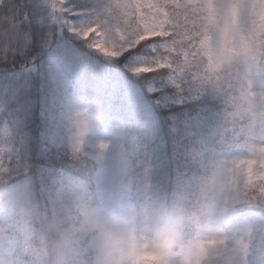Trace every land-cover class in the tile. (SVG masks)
<instances>
[{
    "label": "clouds",
    "instance_id": "clouds-1",
    "mask_svg": "<svg viewBox=\"0 0 264 264\" xmlns=\"http://www.w3.org/2000/svg\"><path fill=\"white\" fill-rule=\"evenodd\" d=\"M233 2L242 6L244 0ZM236 23V9H229L216 30V45L224 51L232 44L224 33ZM123 29L115 15L108 20H92L89 36L83 41L100 56L117 59L94 45L119 50ZM248 55L249 50L240 49L241 60ZM217 87L215 82L210 85L218 95ZM109 111L110 106L102 102L67 110L64 147L74 165L80 166L88 158H103L110 141H98L94 155L89 153V141ZM121 141L119 174L126 195L134 187L138 161L135 136L121 133ZM7 150V144H0V212L8 218L0 224V258L4 264H242L252 242L255 220L233 221L232 209L239 206L232 188L233 175L215 152L207 158L187 153L200 170L179 183L174 206L152 211L144 205L117 213L105 210L103 200L93 198L79 178L70 180L47 206L31 200L18 206L4 187L7 168L3 154Z\"/></svg>",
    "mask_w": 264,
    "mask_h": 264
},
{
    "label": "trees",
    "instance_id": "trees-1",
    "mask_svg": "<svg viewBox=\"0 0 264 264\" xmlns=\"http://www.w3.org/2000/svg\"><path fill=\"white\" fill-rule=\"evenodd\" d=\"M9 45L13 51L0 53V144H7L3 154L7 171L4 187L16 204L31 200L49 205L43 192L44 179L58 174L64 165L71 179L79 178L94 190L93 165L87 170L49 156L44 148L47 135L45 97L46 67L56 61L70 81L75 98L94 106H110L107 119L118 116L125 133L135 136L141 163L133 173L135 186L156 185L168 189L172 180V125L207 108V101L163 106L156 101L158 88L168 78L157 74H133L130 60L100 56L87 44L55 20L51 0H4L0 4V48ZM92 164V163H91ZM67 169V168H65ZM264 219V210L237 206L232 219ZM8 220L0 212V224Z\"/></svg>",
    "mask_w": 264,
    "mask_h": 264
},
{
    "label": "snow or ice",
    "instance_id": "snow-or-ice-1",
    "mask_svg": "<svg viewBox=\"0 0 264 264\" xmlns=\"http://www.w3.org/2000/svg\"><path fill=\"white\" fill-rule=\"evenodd\" d=\"M51 6L61 27L81 40L89 36L90 21L117 16L124 25L119 50L94 46L131 60L133 73L166 71L178 90L195 95L215 82L224 105V134L215 153L233 175L238 205L264 210V79H256L264 72V0H244L242 6L233 0H95L86 9L74 0H51ZM232 8L237 23L224 33L232 41L224 51L216 45V30ZM82 18L85 23H76ZM241 48L249 50L244 60ZM11 51L9 45L0 48L3 55ZM241 163L242 169L232 167Z\"/></svg>",
    "mask_w": 264,
    "mask_h": 264
},
{
    "label": "rangeland",
    "instance_id": "rangeland-1",
    "mask_svg": "<svg viewBox=\"0 0 264 264\" xmlns=\"http://www.w3.org/2000/svg\"><path fill=\"white\" fill-rule=\"evenodd\" d=\"M82 8H88L95 3V0H74ZM86 20L82 18L76 23L83 24ZM132 61L127 63L130 70ZM46 89L45 112L47 120V135L44 144L46 153L64 163L74 165L71 157L64 147L63 122L67 110L73 106H89L86 102H80L75 98L72 85L61 67L56 61H49L46 67ZM257 80L264 79V72H261ZM155 92L164 89L156 98V101L163 106L172 104H183L194 101H207V108L210 111H200L196 115L183 120H178L172 125L171 132V166L172 180L168 183V189L164 190L156 185H145L133 187L125 195V190L120 181V160H121V133H125L124 123L118 116H111L103 126H98L89 141V153L95 154L97 142L100 140L110 141V146L99 161L95 159H85L87 170L92 169L94 190L89 191L93 197L103 200L105 210L117 213H127L135 211L146 205L150 210L169 208L175 205L177 187L186 176L199 172V166L194 165L192 157L187 153L191 151L198 158H207L212 153L221 148V137L223 133V109L224 105L220 96L215 94L209 86L195 95L187 90H178L169 81L155 88ZM140 145L135 144V159L137 166L141 163L138 152ZM92 163V164H91ZM58 174L51 175L44 179L43 192L48 204L55 196L62 192L64 186L72 180L69 169L74 166L64 165ZM254 219L256 234L250 244L246 260L242 264H264V223L256 217L245 218Z\"/></svg>",
    "mask_w": 264,
    "mask_h": 264
}]
</instances>
